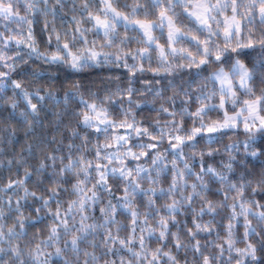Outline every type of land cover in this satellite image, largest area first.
Listing matches in <instances>:
<instances>
[{"label": "clouds", "instance_id": "1", "mask_svg": "<svg viewBox=\"0 0 264 264\" xmlns=\"http://www.w3.org/2000/svg\"><path fill=\"white\" fill-rule=\"evenodd\" d=\"M262 119L264 0H0V264H264Z\"/></svg>", "mask_w": 264, "mask_h": 264}, {"label": "snow or ice", "instance_id": "2", "mask_svg": "<svg viewBox=\"0 0 264 264\" xmlns=\"http://www.w3.org/2000/svg\"><path fill=\"white\" fill-rule=\"evenodd\" d=\"M97 19H99V18H97ZM170 27H171V25H170ZM261 122L264 123V119H262Z\"/></svg>", "mask_w": 264, "mask_h": 264}]
</instances>
